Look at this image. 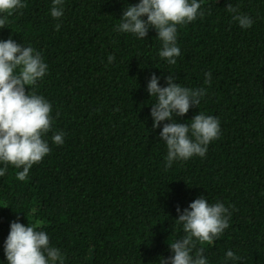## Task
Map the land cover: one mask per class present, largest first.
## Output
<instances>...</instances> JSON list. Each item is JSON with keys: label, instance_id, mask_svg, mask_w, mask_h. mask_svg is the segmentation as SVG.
<instances>
[{"label": "trees", "instance_id": "obj_1", "mask_svg": "<svg viewBox=\"0 0 264 264\" xmlns=\"http://www.w3.org/2000/svg\"><path fill=\"white\" fill-rule=\"evenodd\" d=\"M24 3L0 40L41 53L48 72L32 90L50 102L54 122L44 137L50 153L28 177L18 181L10 165L0 177V264L16 221L45 231L62 264H159L171 254L168 242L183 235L177 207L200 196L230 214L213 245L197 244L209 264H224L228 250L240 257L236 264H264V0H202L204 16L178 26L175 65L159 57L155 29L145 40L115 31L124 0H65L59 20L51 0ZM230 3L251 17V28L232 20ZM153 73L162 87L172 76L206 89L178 118L219 119L221 135L204 158L165 167L163 123L152 127L155 98L146 91ZM58 131L60 146L51 140Z\"/></svg>", "mask_w": 264, "mask_h": 264}, {"label": "clouds", "instance_id": "obj_2", "mask_svg": "<svg viewBox=\"0 0 264 264\" xmlns=\"http://www.w3.org/2000/svg\"><path fill=\"white\" fill-rule=\"evenodd\" d=\"M124 5L115 31L145 40L149 31L155 29L157 39L162 42L158 55L169 65H175L181 56L178 26H185L205 14L202 0H138L135 5L124 0ZM24 7V0H0V29ZM64 9L65 0H51L52 18L59 20ZM226 10L242 29L252 27L251 17L238 12L231 3ZM59 28L57 23L56 29ZM114 59L109 55L108 63ZM47 72L48 65L33 47L22 46L11 38L0 40V177L10 165L18 170L16 179L24 181L29 170L50 153L44 137L52 130V105L32 90ZM204 77L205 83H210L211 73H204ZM26 87L30 89L27 92ZM146 91L151 99L155 98L150 111L152 127L160 128L163 123L159 137L167 148L165 167L171 168L176 161H188L196 156L204 158L209 145L221 135L219 119L202 112L190 123H180L178 118L199 106L206 89L180 86L172 76L166 78V86L162 87L160 77L153 73ZM64 136V132L58 131L52 134L51 140L60 146L64 144ZM176 212L175 221L183 235L168 242L171 254L161 257L159 264H209L203 247L197 248V244L213 245L229 228V209L221 202L210 203L200 196L183 210L178 206ZM3 248L7 264H62L60 250L50 245L48 234L37 230L35 225L12 222ZM239 260L232 250L226 251L224 264H236Z\"/></svg>", "mask_w": 264, "mask_h": 264}]
</instances>
